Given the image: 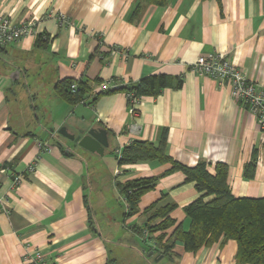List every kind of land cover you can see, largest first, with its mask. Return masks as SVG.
<instances>
[{"label": "crops", "instance_id": "obj_1", "mask_svg": "<svg viewBox=\"0 0 264 264\" xmlns=\"http://www.w3.org/2000/svg\"><path fill=\"white\" fill-rule=\"evenodd\" d=\"M0 14L35 21L45 35L41 43L0 46V264H25L26 244L50 264H107L114 239L96 223L114 220L109 202L123 203L114 177L159 176L169 168L157 161L118 168L115 155L131 141L158 143L165 133L175 161H205L211 171L225 164L235 197H264V133L254 116L227 82L189 70L199 57L219 55L263 84L264 0H0ZM158 73L182 83L141 98L135 116L123 92L92 101L98 82L134 84ZM65 79L87 83L90 97L66 103L54 89ZM61 127L105 129L108 147L103 156L91 154L59 135ZM250 162L254 172L246 177ZM183 180L179 172L162 177L140 198L137 214L123 221L122 213V232L133 241L131 226L141 227L144 210L164 193L159 204H176L172 217L187 227L183 207L199 194ZM175 251L172 264H237L232 240L195 254L180 244Z\"/></svg>", "mask_w": 264, "mask_h": 264}, {"label": "trees", "instance_id": "obj_2", "mask_svg": "<svg viewBox=\"0 0 264 264\" xmlns=\"http://www.w3.org/2000/svg\"><path fill=\"white\" fill-rule=\"evenodd\" d=\"M147 3L164 6L166 0H140ZM136 6L133 15L139 11ZM45 35L40 33L36 43H41ZM76 83V90L71 89V84ZM114 82V81H113ZM103 82H98L101 84ZM182 83L180 77L173 78L163 73L150 74L140 78L134 84L113 83L110 88L100 90L91 95L92 101L101 95L112 92H123L125 96L133 99L155 97L168 87H179ZM55 93L70 105L83 102L89 96L87 83L65 79L58 82ZM127 104L130 105V99ZM166 136L162 135L158 143L135 140L122 147L119 155H115L118 168L135 165L138 163L157 161L168 164L169 168L159 176L139 177L126 181L118 180L115 176V187L124 204L123 221L138 213V202L147 192L153 190L158 181L171 173L179 172L183 175V183H193L199 194L192 202L183 207L187 227L172 217L176 204L169 203L161 206L159 203L167 194L164 193L160 200L144 210V223L140 226H131L135 236L139 237V252L145 264H154L163 258L168 262L179 259L180 254L175 251L177 244L182 245L183 251L195 254L203 247L215 243L224 244L227 241L236 243L235 261L237 264H264V197L248 198L235 197L227 182L228 167L217 163L214 170L209 169L205 161H198L193 166L183 165L172 159L166 153ZM254 172V162L245 167V176L251 177ZM87 202V199H86ZM88 203V202H87ZM88 209L93 217V209L88 204ZM93 224V223H92ZM92 229L97 230L92 225ZM98 232V230H97ZM134 242V239H133ZM118 245L119 242H115ZM131 245V247H133ZM118 257L109 259L107 264H121Z\"/></svg>", "mask_w": 264, "mask_h": 264}, {"label": "built area", "instance_id": "obj_3", "mask_svg": "<svg viewBox=\"0 0 264 264\" xmlns=\"http://www.w3.org/2000/svg\"><path fill=\"white\" fill-rule=\"evenodd\" d=\"M40 32L35 21H22L14 23L8 16L0 14V46L18 43L24 39H36ZM114 51H120L113 47ZM189 70L198 76H207L218 82H227L233 99L244 103L254 116L259 130L264 133V83L256 84L250 81L235 64L224 56L209 55L199 57L189 66ZM111 82H103L99 85L100 90L110 88ZM71 89L76 90V83L71 84ZM131 98V96H126ZM140 99H130L129 111L132 116L136 115L135 108ZM120 151L117 152V155ZM28 171H33L30 166ZM13 183L19 184L21 176L11 175ZM22 259L25 264H50L45 256L37 250L30 251L25 245Z\"/></svg>", "mask_w": 264, "mask_h": 264}, {"label": "rangeland", "instance_id": "obj_4", "mask_svg": "<svg viewBox=\"0 0 264 264\" xmlns=\"http://www.w3.org/2000/svg\"><path fill=\"white\" fill-rule=\"evenodd\" d=\"M135 112H136V109H135ZM113 159L114 158L112 157V162H113ZM99 174L100 173L98 172V176H100ZM98 183L100 184V181H98ZM103 195H106V194H103ZM110 203L111 202L108 203L110 205L108 208L113 210V213L111 215H113L112 217L114 218V220L110 222L105 221L104 219L103 221H97L96 223L97 229L102 231L104 234L111 233L110 237L114 239V243H113L114 245L110 244L109 246H110V249L112 250L113 256L119 257V259L121 260L120 261L121 264H145L139 252L136 251L134 247L136 245L138 247L141 245V243H139V237L137 236L134 237V243L136 242V245L134 244L133 246L132 244L133 241L130 239V235H128V233L127 234L123 233L122 228H119V224L121 225L120 220L122 218V213L125 210L123 203H120L117 205H114L112 203L110 204ZM100 209H103V208L100 207ZM115 242H119L120 245H118ZM131 245L133 247H131ZM153 262L154 264H169L168 260L165 258H163L159 262L155 261V258H154Z\"/></svg>", "mask_w": 264, "mask_h": 264}, {"label": "water", "instance_id": "obj_5", "mask_svg": "<svg viewBox=\"0 0 264 264\" xmlns=\"http://www.w3.org/2000/svg\"><path fill=\"white\" fill-rule=\"evenodd\" d=\"M57 133L85 151L98 156H103L104 149L108 147L107 132L102 128L78 127L73 132H68L66 127H61Z\"/></svg>", "mask_w": 264, "mask_h": 264}]
</instances>
